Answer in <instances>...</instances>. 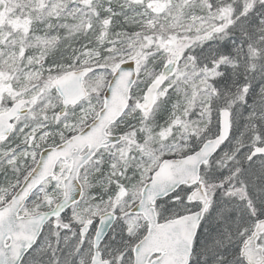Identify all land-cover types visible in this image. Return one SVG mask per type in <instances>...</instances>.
I'll list each match as a JSON object with an SVG mask.
<instances>
[{"label": "snow or ice", "instance_id": "6c2138e0", "mask_svg": "<svg viewBox=\"0 0 264 264\" xmlns=\"http://www.w3.org/2000/svg\"><path fill=\"white\" fill-rule=\"evenodd\" d=\"M0 264H264V0H0Z\"/></svg>", "mask_w": 264, "mask_h": 264}]
</instances>
